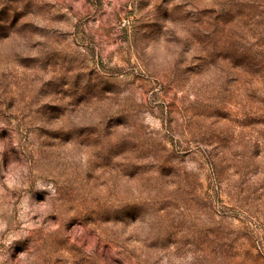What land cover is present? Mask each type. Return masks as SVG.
I'll use <instances>...</instances> for the list:
<instances>
[{
    "label": "rangeland",
    "instance_id": "obj_1",
    "mask_svg": "<svg viewBox=\"0 0 264 264\" xmlns=\"http://www.w3.org/2000/svg\"><path fill=\"white\" fill-rule=\"evenodd\" d=\"M0 264H264V0H0Z\"/></svg>",
    "mask_w": 264,
    "mask_h": 264
}]
</instances>
